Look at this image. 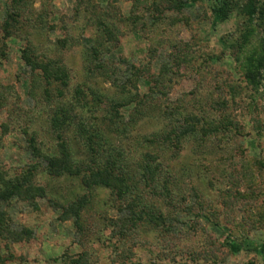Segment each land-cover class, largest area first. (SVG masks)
Listing matches in <instances>:
<instances>
[{"label": "rangeland", "instance_id": "rangeland-1", "mask_svg": "<svg viewBox=\"0 0 264 264\" xmlns=\"http://www.w3.org/2000/svg\"><path fill=\"white\" fill-rule=\"evenodd\" d=\"M216 4L0 0V264H264V88Z\"/></svg>", "mask_w": 264, "mask_h": 264}, {"label": "trees", "instance_id": "trees-1", "mask_svg": "<svg viewBox=\"0 0 264 264\" xmlns=\"http://www.w3.org/2000/svg\"><path fill=\"white\" fill-rule=\"evenodd\" d=\"M213 10L222 21L228 20L235 13L241 19L235 60L242 64L245 80L252 89L258 91L264 88V0H217ZM254 41L256 46L250 54L245 53L244 56L246 48ZM64 171L70 172V169ZM96 178L95 183L113 188L116 186L114 179L110 181L109 177L99 175ZM231 248L234 252L239 251L236 245ZM260 250L264 254V242Z\"/></svg>", "mask_w": 264, "mask_h": 264}]
</instances>
